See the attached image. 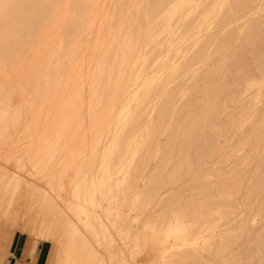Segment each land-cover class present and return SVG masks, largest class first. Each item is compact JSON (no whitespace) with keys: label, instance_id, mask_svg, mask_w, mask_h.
<instances>
[{"label":"bare ground","instance_id":"obj_1","mask_svg":"<svg viewBox=\"0 0 264 264\" xmlns=\"http://www.w3.org/2000/svg\"><path fill=\"white\" fill-rule=\"evenodd\" d=\"M27 139L4 209L52 264L132 216L160 264H264V0H0V150Z\"/></svg>","mask_w":264,"mask_h":264},{"label":"rangeland","instance_id":"obj_2","mask_svg":"<svg viewBox=\"0 0 264 264\" xmlns=\"http://www.w3.org/2000/svg\"><path fill=\"white\" fill-rule=\"evenodd\" d=\"M249 13H251V12H249ZM238 86L243 90V94L245 93V95H246L248 93H251V91L256 87V82L248 80V79H242V80H240ZM248 123H249V120L248 121L245 120L243 122V127L248 125ZM241 127H242V125H241ZM229 134H231V133L229 132ZM31 142L32 141H30L28 139L24 141L23 144H24V146L26 145V148L25 147L22 148V147H18V146H15V147L12 146V147L3 148L0 150V169L4 170V171H0V180L3 179L2 181H0V184H1V186H0V188H1L0 189V234H1L0 235V241H1V238L3 237V235L5 233H9L12 231H14V233H16V235L18 236L16 243H13V245H6L2 249L0 248L1 249L0 250V263H4L9 258V256L11 255L10 250L15 248V247H19L18 255H26V256L30 257L29 255H30V253H32L31 251L36 252L35 254H36L37 259H39L40 264H41L40 258L42 255V251H43V255H42L43 258L42 259H44L45 257L48 258L47 259L48 264H52L53 259H54L52 257L55 255V252L57 251L56 246H53L52 248H50L47 244L43 245L42 239H40V240L34 239L33 234L24 230V228H23L24 226L22 224L30 227V225H29L31 223L29 221L30 219L26 218L27 219L26 220L25 218L18 217L15 220V219H13V212L12 213L7 212L4 209V207L6 205L10 206L11 208L14 207V204L16 203L15 198L18 196H24L23 193L21 192V189H19V188L13 189V186H14L13 180H14L15 176H22V175L26 176L28 173L33 172L32 171L33 169L31 167V163H30V161L27 160L29 158L28 152H32V149L29 148V144H31ZM19 159L27 160V164L25 166H20L19 164H16ZM25 169L28 171L25 172ZM6 176H8V178H6ZM4 183L5 184L7 183L6 184L7 186L4 185ZM189 183L190 182L188 180H186V181L182 182L180 186H186ZM40 184H41L40 186L42 187L41 190L48 193L50 190V184L46 183V182H41ZM5 186L7 189L5 188ZM4 191H6V193ZM4 193L7 195L5 196ZM11 200H12V202H11V204H9V202ZM139 217L140 216H137V217L132 216L131 217L130 220L131 221L133 220V221L131 222V225L129 227L130 229L128 228L129 231H128V229L125 231H117V232L114 231L113 241L111 243V251H110L111 259L108 262H106L107 264H133V263L134 264H160V262H159V247H158L157 243H155V244L150 243L149 241H147L145 239L146 238L145 233H144V230H142V228H141L142 225L139 223V219H138ZM21 219H23V220L21 221ZM24 219H25V221H24ZM14 222L15 223L19 222L18 227H20V228H18L16 226L13 227L12 225ZM23 222H28V223L30 222V223L26 224ZM20 223H22V224L20 225ZM136 223H138V224L136 225ZM133 225H134V227H133ZM132 228H133V230H132ZM6 231H9V232H6ZM127 242H128V244H127ZM118 243H120V244H118ZM129 243H131V244H129ZM0 244H1L0 246L2 247L1 242H0ZM54 247H55V249H54ZM32 248L34 250H32ZM34 252L31 254V257H33ZM112 254H113V256H112Z\"/></svg>","mask_w":264,"mask_h":264},{"label":"crops","instance_id":"obj_3","mask_svg":"<svg viewBox=\"0 0 264 264\" xmlns=\"http://www.w3.org/2000/svg\"><path fill=\"white\" fill-rule=\"evenodd\" d=\"M19 253V247H15L10 250V256L9 258L4 262L0 264H40L39 259H37L36 254L33 255V257H28L26 255H18ZM43 255V251H42ZM41 255V264H44L43 257Z\"/></svg>","mask_w":264,"mask_h":264}]
</instances>
